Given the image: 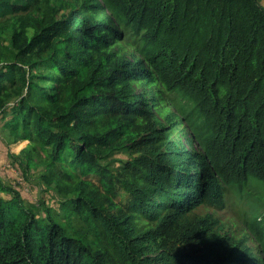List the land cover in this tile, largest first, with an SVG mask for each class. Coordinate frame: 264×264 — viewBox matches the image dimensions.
<instances>
[{"label": "trees", "instance_id": "16d2710c", "mask_svg": "<svg viewBox=\"0 0 264 264\" xmlns=\"http://www.w3.org/2000/svg\"><path fill=\"white\" fill-rule=\"evenodd\" d=\"M14 97L66 220L0 182V264H264V0H0V112ZM207 205L242 230L171 235Z\"/></svg>", "mask_w": 264, "mask_h": 264}, {"label": "rangeland", "instance_id": "374dc122", "mask_svg": "<svg viewBox=\"0 0 264 264\" xmlns=\"http://www.w3.org/2000/svg\"><path fill=\"white\" fill-rule=\"evenodd\" d=\"M72 11L68 7L67 14ZM78 11V10H77ZM82 17V15H80ZM61 18V16H60ZM75 24L77 23L74 21ZM4 45H8V37L4 36L2 41ZM138 89L137 92H140ZM16 104V97L9 100L8 106L3 112H0V182L4 187L18 191L25 204L30 207L40 219L47 218V209L52 210L53 217L58 220H66L65 213L62 210L61 203L64 202L63 196L58 193L56 186L49 184L45 179L47 174L45 166H33L30 169L26 166V158L24 149L28 146L27 141L15 138L9 128L5 127V123L13 117L11 108ZM185 135H181L180 139L186 144ZM186 146H188L186 144ZM131 159L127 150L114 152L104 163L110 164L113 170L123 167ZM6 198L10 197L9 193H4ZM72 197V196H71ZM240 205H228L223 208L220 206H205L186 217L175 230L171 231V235L176 239H180L181 232L186 227H191L195 220L206 219L211 223L209 229L211 234L226 235L235 231L242 230L243 208ZM184 245L181 244V249Z\"/></svg>", "mask_w": 264, "mask_h": 264}]
</instances>
